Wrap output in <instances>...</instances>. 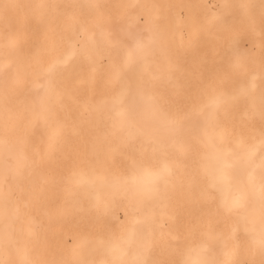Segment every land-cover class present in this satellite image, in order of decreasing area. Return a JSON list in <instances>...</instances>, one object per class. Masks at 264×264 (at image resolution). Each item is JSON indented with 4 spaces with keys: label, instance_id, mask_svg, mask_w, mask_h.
Here are the masks:
<instances>
[{
    "label": "bare ground",
    "instance_id": "6f19581e",
    "mask_svg": "<svg viewBox=\"0 0 264 264\" xmlns=\"http://www.w3.org/2000/svg\"><path fill=\"white\" fill-rule=\"evenodd\" d=\"M0 264H264V0H0Z\"/></svg>",
    "mask_w": 264,
    "mask_h": 264
}]
</instances>
